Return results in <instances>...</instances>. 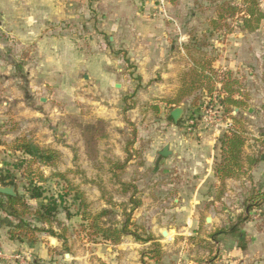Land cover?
Segmentation results:
<instances>
[{"label":"rangeland","instance_id":"1","mask_svg":"<svg viewBox=\"0 0 264 264\" xmlns=\"http://www.w3.org/2000/svg\"><path fill=\"white\" fill-rule=\"evenodd\" d=\"M99 1L104 0H0V6L3 10L1 21L4 22V31L9 39L5 50L13 59L12 63L15 68L10 72V77L17 79L21 83V87L26 85L28 89L31 82H34L35 87H37V74L42 78L39 83L46 84L47 81L49 82L42 89V92L38 93L43 97L42 99H45V102L37 98L36 108L45 114L48 120L46 128L54 139H52L54 143L68 150V155L62 156L58 166L46 173L48 178L51 173H61L65 179H48L43 184L46 195L65 196L67 194L64 205L71 213L76 214L79 203L73 201L75 193H69V186L72 185L77 191L84 194L91 212L98 213L103 210L102 207L105 205L113 213V216L109 219L121 222L124 219L122 216L124 207L129 211L132 206L129 205V195L124 194L120 183L135 182L139 189L137 199L142 202L141 188L137 184L144 177V180H146L149 173L146 167L141 168V166L147 161V156H149L153 144L160 147L166 143L165 139L151 137L150 132L157 133L162 129L170 128L175 132L179 131L184 140L183 143L186 144L199 141V132H208L210 136L212 135L211 139L215 135V163H219L221 161L220 139L226 133L231 120L225 116V108L220 104V98L218 97L219 92H215L211 99L206 97L207 92L205 91L203 94L201 92L195 94L175 107L154 101L153 103L140 104L136 100L134 92L129 95L123 91L120 104H115L116 107L112 106L122 114L121 117L118 116L117 120L98 118V115L103 113L102 107H105L104 113H107V110H114L107 102L97 101L99 97L103 98V94L99 93L96 88L89 87V81L84 79V76L89 72L81 71L78 68L82 57L77 56V54L81 53V48L88 44L86 34L91 39L93 32L99 33L95 28L97 18L101 15L99 8H97ZM150 1L157 6L156 0ZM211 1L213 2V0ZM213 3H216V5L212 4V6L207 7L205 14L208 17L215 16L214 21H216L219 6L226 3L239 5L241 0H216ZM258 5L259 9L264 12V0H258ZM65 11L72 12L74 17L72 22L68 24V31L70 32L68 38L71 40H66L71 42L77 50L76 55L73 57L59 53V50L64 52L66 41L62 39L63 37L60 38L54 34L62 35L66 22L63 20L53 22L44 19L43 24L42 20H39L41 15H45L47 18L56 17L59 19L65 15L63 13ZM156 13L165 16V8L163 12L157 7ZM240 22L237 19H230L226 23L218 22L219 27H215L210 20L204 25L191 24L188 26L192 31L203 33L199 43L205 45L204 51L209 55L211 54V57L222 56V61H228L229 67L233 69L230 71L240 83L238 89L243 98L244 106L241 109L233 108L231 114L240 120V127H242L247 139L244 149L245 157L259 158L260 162L254 168L244 170L246 172L240 177L229 179L225 186H221L218 180L216 184H211L214 196L211 197L212 200H206L204 203V206L209 208L201 215V227L198 231L191 230L189 235L185 237L193 247L185 248L188 253L183 256H180L179 253L182 251L181 248H176L174 254H170L173 255L175 260L169 264H176V262L177 264H186L185 262L188 264H190L189 262L191 264H228L229 261H232V264H241L243 262H238L237 258L241 256L242 251L249 244V240L264 229V204H262L260 210L251 213L252 220L243 225L240 236L221 235L218 238V241L228 242L227 247H221L211 239V235L216 231L229 229L238 222L239 217L245 215L244 204L253 188L264 190V20L256 32L247 34L242 30ZM49 32L53 37L52 39L48 38ZM223 33L226 35L232 34V37L227 38L222 35ZM105 36L106 44L109 45L106 40L108 36ZM90 43L94 44V40L91 39ZM51 45L56 50L51 49L49 47ZM118 52H120L118 55L121 54L125 57L122 51ZM101 60L106 62L105 56L100 58V62ZM69 63L73 66V71L70 72L73 74L71 77L73 80H69V78L66 80L62 76ZM125 67L135 75V67L132 68L130 63ZM218 69L229 71L228 69H222V67ZM72 91L74 92V100L66 99L68 96L70 97ZM134 104L137 108L132 110ZM177 107H183L185 114L182 120L175 125L168 122L167 119L170 112ZM207 111L212 112L213 124L203 119L208 116ZM50 116L54 117L53 120H49ZM217 119L220 122L216 124L215 120ZM190 121H193V123H190ZM54 128L56 131H54ZM94 130H98L95 135L93 134ZM110 132L117 135L118 144H112L113 147H111L110 142L113 136L109 134ZM30 133L32 135V131ZM83 145L85 147L84 154L81 152ZM116 145L120 148L119 153ZM126 148L130 150L132 164L126 165L125 169L115 170L118 178H114L113 165L125 163L128 158L125 153ZM20 158V154L7 155L3 151L0 153V166L1 163L9 166L16 164ZM85 161L88 164H84ZM133 162H136L137 165ZM133 165L135 167H132ZM40 171L42 172L41 169ZM22 187L23 184H20L18 192L20 196L25 198L26 204L32 211L39 209V202L38 204H31L28 194ZM218 194H220V200H216ZM59 214L63 218L65 217L64 211ZM1 217L4 220L7 233H10L19 223L2 212ZM208 217L211 218L210 223H206ZM71 220L72 222L68 223L69 226L66 228V232H63L58 225H53V227L57 229L60 235L65 234L67 237L71 234L76 236L79 244L85 240L96 241V239L88 237L86 231H83L79 216L75 215ZM24 222L32 227L42 226L37 224L30 216H25ZM131 225L133 226L132 231L143 234L139 229H136V226L143 227L146 230L142 224L132 222ZM42 227L46 228V226ZM155 238L162 240L160 235ZM57 245L56 243L52 244L53 247ZM151 249H153L151 243L144 246L141 263L144 255L147 256ZM163 252L165 257V251L163 250ZM146 261L148 264H153L148 259ZM247 264H264V261L253 260Z\"/></svg>","mask_w":264,"mask_h":264},{"label":"crops","instance_id":"2","mask_svg":"<svg viewBox=\"0 0 264 264\" xmlns=\"http://www.w3.org/2000/svg\"><path fill=\"white\" fill-rule=\"evenodd\" d=\"M213 2L211 0H176L173 5L166 0L165 16L156 13L157 6L150 0H104L97 3L101 15L97 18L95 28L99 33L93 32L91 39L94 40V44L90 43L91 39L86 34L88 44L81 48V53L77 56L82 57L78 68L89 72L84 76V79L88 77L89 87H94L103 94V98L99 97L97 101L107 102L114 110H107V113H104L105 107H102L103 113L98 115V118L109 120L121 117L122 114L113 107H116L115 104H120L123 91L129 95L134 92L140 104L153 103V101L164 104L165 101L176 97L181 87L183 73L193 66L190 52L194 51V47L198 49V45H201L199 42L203 34L190 30L188 25H204L210 20H215V16L208 17L205 14L207 7L216 5ZM63 13L65 15L59 19L41 15L39 20H42L43 24L44 19L66 22L62 35L54 33L66 41L70 34L68 24L74 17L72 12ZM2 14L3 10L0 6V153L5 151L7 155L13 154L9 145L25 137L43 148H51L59 151L62 156H67L68 150L55 144L48 133L46 128L48 120L45 114L36 108L37 98L40 101L43 98L38 93H41L49 82L39 83L42 78L37 74V87L34 82H31L28 89L26 85L21 87V83L9 75L15 68L13 59L5 50L9 39L4 31V22L1 21ZM105 35L108 36L106 40L109 45L106 44ZM222 35L227 38L232 37V34L223 33ZM48 38H53L51 33ZM49 47L56 50L53 45ZM118 51H122L125 57L118 55L120 53ZM76 52L73 44L68 41L65 42L64 52L59 50V53L72 57L76 55ZM103 56L106 62L104 60L100 62ZM215 58L216 69L222 67L229 71L233 70L229 67L228 61H222V56H215ZM126 63H130L132 68L135 67V75L125 67ZM67 65L68 67L64 69L65 75L62 74V76L66 80L68 78L73 80L71 78L73 74L70 73L73 71V66L71 63ZM68 98L74 100L73 91L66 99ZM135 108H137L136 105L132 110ZM49 118L53 120L54 117ZM54 131H56L55 128ZM150 133L151 137L165 139L166 143L160 147L153 144L147 161L141 166V168L146 167L149 174L146 180L144 177L137 184L141 188L142 206L135 210L132 221L142 224L155 237L161 236L162 240L157 241L162 244L166 254L161 263L169 264L175 260L170 254H174L176 248H181L182 251L179 253L183 256L188 253L186 249L189 246L193 247L185 237L191 230H199L201 215L209 208L205 207L204 203L214 196L212 185L217 183L214 174L216 136L214 135L211 139L212 135L210 136L208 132H199V141L186 144L183 143L184 140L179 131L175 132L170 128ZM112 136L111 145L118 144L117 135L112 134ZM165 146H169L172 152L169 158H162L159 155ZM81 152L83 154L85 152L84 145L81 147ZM117 152H120L119 147ZM84 164L88 162L85 161ZM13 165L1 163L0 176L5 175L7 171H12L13 177L21 181V174L14 172ZM40 169L46 179L52 178V173L49 178L46 176L51 168L40 167ZM0 185L4 186L1 183ZM16 192L18 195L17 189ZM38 202L30 200L31 204H38ZM40 205L41 202H39ZM102 208L107 209V206L104 205ZM64 215L63 218L59 214L58 220L63 224L62 228H68V223L72 220L67 219L66 214ZM1 220L0 264H22L12 259L19 253L29 259L27 264H37V261L40 264H142V250L147 245L135 241L131 236L125 237L119 245L100 240L93 242L85 240L79 244L76 236L69 234L66 237L67 249L64 250L63 240L60 242L56 240L58 245L53 247L52 241L55 239L50 238L51 236L47 233L38 234L32 241L12 239L4 227L2 217ZM46 228L48 229V226ZM53 230L57 231L55 227ZM164 232L167 233V237L163 236ZM216 242L221 247L228 246V242L218 240ZM67 254L69 258L66 257ZM253 260L264 261V229L249 240V244L237 258L238 262H243L241 264H247ZM228 264H232V261Z\"/></svg>","mask_w":264,"mask_h":264},{"label":"trees","instance_id":"3","mask_svg":"<svg viewBox=\"0 0 264 264\" xmlns=\"http://www.w3.org/2000/svg\"><path fill=\"white\" fill-rule=\"evenodd\" d=\"M167 1L173 5L176 3V0ZM218 11V19L211 21L215 27H219L218 22L226 23L230 19H237L241 21L240 26L244 32L253 33L259 29L264 20V12L259 9L258 0H241V4L239 5L226 3L219 6ZM204 46L198 45V49L194 47V51L190 52V59L193 62V66L190 70L183 73L181 87L176 97L172 100L165 101L164 104L175 107L185 99L191 98L199 92L203 94L204 91L207 92L206 97L212 99L215 92H219L220 104L224 106L225 116L229 117L231 123L228 125L226 133L220 139L221 161L215 163L214 174L218 183L221 186H225L229 179H236L246 172L244 170L254 168L260 162V159L253 156L245 157L244 149L247 139L242 127H240V120L231 114L233 108L241 109L244 106L243 98L238 89L240 83L231 71H222L215 68L216 58L211 57L205 52L203 50ZM97 132L98 130H94L93 134L95 135ZM9 148L13 154L21 155L20 160L12 167L14 172L21 174L22 180L17 181V178L13 177L12 171H7L5 175L2 174L0 176V183L4 186L14 185L17 191L20 184H23L22 188L28 194L29 199L41 202L39 209L32 211L26 204L25 198L19 194L17 197L0 195V212L7 214L19 222L10 231V237L12 239L22 240L24 238L34 240L36 235L47 233L59 242L63 240V247L66 250L67 239L65 234L60 235L57 231L53 230V225H58L62 228L63 224L57 220V217L61 211H64L69 220L75 215L80 217L83 231H86L90 238L98 239L112 245H119L125 237L131 236L139 243H151L153 249L147 253V256L144 255L142 264H148L147 259L151 263L153 262V264H162L161 261L163 260L164 252L157 239L143 227L140 228L135 225L136 229H139L143 234L132 231L133 226L131 224L133 222L134 210L142 205V202L137 199L139 189L135 182L120 183L121 187H123L124 194L130 195L129 205L132 206L130 211L124 207L122 214L124 217L123 221H111L109 219L113 216L111 209H103L98 213L91 212L89 204L84 198V194L77 191L71 185V187L69 186V193H75L73 201L79 203L77 213L73 214L64 205L67 194L65 196H47L46 189L43 187V184L48 179L40 171V167L55 169L61 161V153L51 148H43L25 137L17 139L9 145ZM125 153L128 155L125 163L113 165L114 169L112 172L114 178H118L115 170L125 169L126 165L132 162L130 150L126 148ZM52 178L65 179L61 173L52 174ZM218 195L216 200H220L221 198L220 194ZM262 204H264V190H256L253 188L244 204L245 215L239 217L238 222L229 229L216 231L211 235V239L216 242L221 235L240 236L243 225L252 220L251 213L260 210ZM25 216L32 217L37 224L48 226V229L28 225L24 222ZM61 230L63 232L67 231L66 227ZM37 264H40V262L37 261Z\"/></svg>","mask_w":264,"mask_h":264},{"label":"water","instance_id":"4","mask_svg":"<svg viewBox=\"0 0 264 264\" xmlns=\"http://www.w3.org/2000/svg\"><path fill=\"white\" fill-rule=\"evenodd\" d=\"M85 79H88V77L86 76ZM42 102H45V99H42ZM184 114H185V109L183 107H177L170 112V115L168 116L167 120L168 122L174 123L175 125H177L182 120ZM159 155L162 158H169L172 155V152L169 150V146H165L159 152ZM0 195L7 196V197H17L16 187L14 185H11V186H1L0 185ZM206 222L210 223L211 218L208 217L206 219ZM1 226H2V220L0 217V228ZM163 236L167 237V233L164 232ZM56 242H57L56 240L52 241L53 244H55ZM66 257L69 258V254H67Z\"/></svg>","mask_w":264,"mask_h":264},{"label":"built area","instance_id":"5","mask_svg":"<svg viewBox=\"0 0 264 264\" xmlns=\"http://www.w3.org/2000/svg\"><path fill=\"white\" fill-rule=\"evenodd\" d=\"M156 2H157V7H159L160 9H161V11H163L164 12V6H165V4H166V0H156ZM207 117H204L203 119L206 121V122H210V124H213V120H214V118H213V115H212V112L211 111H207ZM220 122V120L219 119H217V120H215V123L217 124V123H219ZM190 123H193V121H190ZM230 124V123H229ZM228 124V125H229ZM228 127V126H227ZM0 258H2V252H1V250H0ZM13 260H16V261H19V262H21V263H23V264H27L28 263V258L26 257H24L22 254H16V255H14L13 256V258H12Z\"/></svg>","mask_w":264,"mask_h":264}]
</instances>
